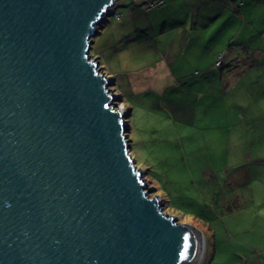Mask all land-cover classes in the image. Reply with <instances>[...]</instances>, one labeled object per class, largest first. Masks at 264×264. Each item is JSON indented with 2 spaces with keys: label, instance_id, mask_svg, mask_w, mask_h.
Returning a JSON list of instances; mask_svg holds the SVG:
<instances>
[{
  "label": "water",
  "instance_id": "1",
  "mask_svg": "<svg viewBox=\"0 0 264 264\" xmlns=\"http://www.w3.org/2000/svg\"><path fill=\"white\" fill-rule=\"evenodd\" d=\"M120 0H0V264H200L91 55Z\"/></svg>",
  "mask_w": 264,
  "mask_h": 264
},
{
  "label": "rangeland",
  "instance_id": "2",
  "mask_svg": "<svg viewBox=\"0 0 264 264\" xmlns=\"http://www.w3.org/2000/svg\"><path fill=\"white\" fill-rule=\"evenodd\" d=\"M131 1H118L113 15L98 26L93 37V40L98 37V44L92 46L91 55L99 49L104 51L110 71L121 73V80L128 81L132 73L148 66L154 70L162 67L178 76H163L165 82H160L166 86L159 93L161 85L142 87L145 79L139 73L132 74V84L138 92L133 90L134 95L128 82V88L122 91L125 95L130 91V98L122 96L120 86L111 87L120 97L115 101L116 108L125 110L129 116L131 156L149 185L150 196H159L167 214L179 223L194 226L205 236L200 264H264V64L259 65L264 54L258 50L262 48L264 20L252 21L251 29L248 24L244 26L240 42L248 45L245 51L230 42L235 30L225 25L213 26L208 35L209 39L218 37L217 48L223 49L214 53L197 51L193 46L181 47L178 31L170 32L165 27L163 15L151 19V25L141 16L130 15L128 10H133L134 4ZM136 5L150 11L148 2ZM117 14L121 15L120 22ZM109 22L112 25H107ZM173 22L169 21V28ZM239 25L242 29V22ZM105 26L109 30L103 32ZM198 27L186 29L184 35L189 37L194 30L193 39L197 41ZM240 53L254 57L251 59L255 67L245 68L243 64L248 58H240L233 73L228 74L227 65L222 69L210 62L212 55L215 58L223 54L224 65L230 59L236 61ZM106 60L101 58V65ZM102 72L108 75L104 69ZM220 86L223 95L218 100L207 96L210 90H221ZM241 164V169L235 168ZM232 171L240 176L236 189L243 199V208L230 213L218 207L214 212L209 203L211 197L210 200L204 197L205 191H216L222 199L230 196L232 188L226 182ZM249 171L258 173L261 179L248 183ZM249 191L254 201L248 199ZM203 217L215 221L212 231L204 226ZM207 232L213 235L211 242ZM241 244L246 249L253 245L260 250L245 253Z\"/></svg>",
  "mask_w": 264,
  "mask_h": 264
},
{
  "label": "crops",
  "instance_id": "3",
  "mask_svg": "<svg viewBox=\"0 0 264 264\" xmlns=\"http://www.w3.org/2000/svg\"><path fill=\"white\" fill-rule=\"evenodd\" d=\"M164 4L160 7V8H155L153 10H150L148 12H146V10H144V8H142L141 6H137V2H132L134 4H132V8L133 10L129 9L128 12L130 15H132L133 17H137V16H141V19H147L148 20V25H151L150 20L153 18H156L158 16L163 15V20L162 22H164V25L166 28L170 29V32H176L178 31V41L179 43L182 45L181 47H183V45L185 46H193L192 49L193 50H197V51H211L212 53H214L216 50L219 49H223L224 47H219L218 46V42H220V40L217 38H210L209 36L210 33L209 31L213 28V26H218V27H222V25L226 26V28H234V33L230 38V42L232 44H235L238 48H240L241 51H245L246 49H249V47H247L248 45L244 42H240V33L243 30L244 26L246 24H248V28L251 29V22L252 21H256L257 22L261 19L264 20V0H163ZM136 5V6H134ZM158 12V13H156ZM258 12V13H257ZM155 13V14H153ZM152 14V15H151ZM175 15L174 17H170V15ZM120 16V18L117 20V22L121 21V15L118 14ZM145 15V16H144ZM226 15V16H225ZM243 18V21H242ZM173 19L174 22L172 24V26L169 28V21ZM225 20L226 23H225ZM161 22V23H162ZM218 22L220 24H218ZM242 22L243 26L242 29H239V24ZM144 23L142 22V28L144 29ZM225 23V24H224ZM107 25H112L110 22ZM106 25V26H107ZM160 25V24H159ZM194 25H198L199 27V32H198V39L197 41H194V35L195 32L194 30L189 33V37H187L186 35H184V33H187L188 28H192V26ZM103 29L105 31L109 30V26ZM98 38V37H97ZM97 38H95V40H93V45L95 47H97L98 44V40ZM209 40V42H208ZM261 45L262 48L258 49L260 50L263 54H264V30L261 33ZM118 43V42H117ZM176 43V42H175ZM174 43V44H175ZM230 51V50H229ZM235 50L232 51V53H234ZM232 55V54H231ZM94 57L98 58L99 60H101V58L106 60V53H104V51L102 50H98L97 53L95 55H93ZM217 56L212 55V60L210 62H213L216 65V61H217ZM240 58H242L241 60H244V58H248L245 59L244 61V67L245 68H254L255 67V61L253 60L254 57H252L249 53L243 54L240 53L237 56V60H233L230 59L229 62H225L224 65L222 66V69L224 66H226V68H230L228 70V74L233 73V67L234 64L237 63V61L240 60ZM253 58V59H251ZM251 59V60H249ZM101 63V61H100ZM264 64V60L259 62V65L261 66V64ZM101 67L106 71V73L108 75H110L114 80H115V84L116 86H120L118 87L119 91L121 92L122 96L125 98H130V91L127 95L123 94V90L127 89L128 86H130L131 84V92L134 94L135 92L137 93L138 90L136 91L133 87L132 84V80H131V75L133 74H140V77L145 79V81H142L141 86H149V85H154L155 83H157L158 85H161L160 88H158V92H162L165 88L164 86H166L164 83L160 82V81H164L163 76H171L172 75L177 78V75H174L172 73H169L168 71H166L164 68L162 69V67H159V69L154 70L152 66H148L146 68H144L143 70L139 69L137 71H135L134 73H132L129 77H128V81L125 80H121V76L122 74L117 72V71H110L109 68V62H107L106 60V64L101 65ZM240 73H242V70H240ZM222 75H224V72L222 73ZM118 76V78H117ZM140 78V79H141ZM183 79H186V77H182ZM127 82H128V86H127ZM165 82V81H164ZM174 86V85H173ZM164 88L162 90V88ZM234 87V86H233ZM221 90H218L217 92L214 91H209L207 93V96L210 97H214L215 100H218L223 93L222 91V86H220ZM130 90V89H129ZM135 92H134V91ZM148 90V89H147ZM147 90H143V91H147ZM142 92V91H139ZM135 95V94H134ZM159 94L157 93V96ZM134 110V107H133ZM207 110L209 111V108L207 106ZM214 111L212 110L211 113H213ZM131 142L133 143V140L131 139ZM249 161H250V157H249ZM235 168L237 169H241L242 168V164L236 166ZM245 175V174H244ZM239 174L235 171H232L229 173V175L227 176V178L229 179L226 182V185H231L232 188V194L230 196L225 197L224 199L221 198V195L216 191L212 190H206L204 197L210 200V205L212 207V209L214 210V212H216L215 208L218 209L222 208L223 211L225 212H234V211H238L240 209L243 208L242 202L243 199L241 198V195L238 193L237 185L239 184V181H236L237 179H239ZM261 179L258 176V173H254L252 174L249 171L248 177H247V182L249 183L250 181H254V180H259ZM262 179L264 180V176L262 177ZM243 190V189H242ZM248 199L250 201H254V198L252 197V194L250 193V191L248 192L247 195ZM202 209V208H201ZM204 219V226L205 227H209L211 228V231L214 229L215 226V221L213 220H209V219ZM208 235L210 236V242L212 241L211 237L213 236L211 232H207ZM248 242L250 243V240H248ZM251 242L254 244L255 242L251 240ZM240 245V244H239ZM242 246V250L245 253L248 252H256V250H260L258 248H255L253 245L252 247H250L251 249H246L243 244H241ZM250 246V245H249ZM262 257L264 258V253L262 254Z\"/></svg>",
  "mask_w": 264,
  "mask_h": 264
},
{
  "label": "built area",
  "instance_id": "4",
  "mask_svg": "<svg viewBox=\"0 0 264 264\" xmlns=\"http://www.w3.org/2000/svg\"><path fill=\"white\" fill-rule=\"evenodd\" d=\"M134 1H137V0H134ZM145 1L148 2V8H149V9H151V8H155L156 6H159V5H161V4L163 3V0H157V1L145 0ZM116 18L119 19L120 16L117 14V15H116ZM222 57H223V56H221V57L219 58V60H218L217 65H219V66L222 64Z\"/></svg>",
  "mask_w": 264,
  "mask_h": 264
},
{
  "label": "bare ground",
  "instance_id": "5",
  "mask_svg": "<svg viewBox=\"0 0 264 264\" xmlns=\"http://www.w3.org/2000/svg\"><path fill=\"white\" fill-rule=\"evenodd\" d=\"M146 2L145 0H137V1H134V0H132L131 2H137V4L139 3V2ZM152 1H157V0H152ZM164 4V1H163V3L161 4V5H159V6H156L155 8H160L162 5ZM155 8H151L152 10L153 9H155ZM150 9V10H151ZM111 13H112V15H113V8L111 9ZM107 21V19L104 21V22H106ZM223 54H221V55H219L218 56V58H217V61H216V66H218V67H222L223 65L221 64L220 66L219 65H217V63H218V60H219V58L222 56ZM96 58V57H95ZM222 63H223V57H222ZM100 68H102L101 67V63H100ZM102 71H103V68H102ZM108 76V75H107ZM126 121H127V123H128V128H130V124H129V120H127L126 119ZM129 133V132H128ZM129 137V136H128ZM178 222V221H177ZM201 262H202V260H201Z\"/></svg>",
  "mask_w": 264,
  "mask_h": 264
}]
</instances>
